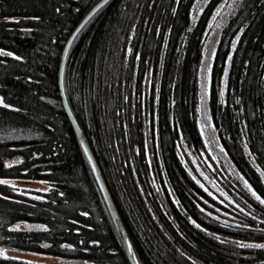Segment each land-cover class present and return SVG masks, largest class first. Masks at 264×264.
<instances>
[{
  "label": "trees",
  "instance_id": "obj_1",
  "mask_svg": "<svg viewBox=\"0 0 264 264\" xmlns=\"http://www.w3.org/2000/svg\"><path fill=\"white\" fill-rule=\"evenodd\" d=\"M98 1L0 0V245L131 264L58 91L63 48ZM224 1L208 0L194 19L196 0H108L64 58L71 112L139 264H264V0L238 1L214 51L209 110L241 176L217 166L226 201L192 162L206 151L204 41ZM1 178L51 186L30 191ZM29 220L45 227H15ZM0 264L44 263L0 256Z\"/></svg>",
  "mask_w": 264,
  "mask_h": 264
},
{
  "label": "rangeland",
  "instance_id": "obj_2",
  "mask_svg": "<svg viewBox=\"0 0 264 264\" xmlns=\"http://www.w3.org/2000/svg\"><path fill=\"white\" fill-rule=\"evenodd\" d=\"M239 0H225L214 11L208 25L207 37L204 41V49L202 62L200 64L199 73V92L200 101L198 106V127L200 128L206 146L200 158L193 157L195 175L203 183V185L213 194L218 200L224 202L228 199V195L223 188V183L220 176H217L218 168H226L235 176H240L238 171L233 166L227 153L225 152L220 142L216 127L214 126L208 100H209V85L210 73L213 62V57L216 51L218 39L220 36L222 25L227 21V18L233 11ZM208 0H196L193 11L194 19L199 16ZM0 103L5 104L6 101L0 93ZM12 161H8L11 163ZM2 181L8 182L21 189L47 191L50 184L40 179H25V178H1ZM249 186V185H248ZM250 188V186H249ZM33 193V192H32ZM38 195V194H36ZM17 228H42L45 224L40 222L21 221L15 224ZM0 256L19 258L30 262H38L44 264H91L87 261L79 259H69L58 255L47 253L15 249L0 245Z\"/></svg>",
  "mask_w": 264,
  "mask_h": 264
},
{
  "label": "water",
  "instance_id": "obj_3",
  "mask_svg": "<svg viewBox=\"0 0 264 264\" xmlns=\"http://www.w3.org/2000/svg\"><path fill=\"white\" fill-rule=\"evenodd\" d=\"M108 0H99L96 4L93 5V7L85 14L83 15L82 19L78 22V24L75 26V28L73 29V31L71 32L70 36L68 37V40L63 48V51H62V55H61V60H60V66H59V74H58V79H59V90L60 91V96H61V99L63 101V104H64V107H65V110L71 120V123L74 127V130L79 138V140L81 141L80 143H82L85 151L87 152L93 166H94V169L96 171L95 174H97V177L99 179V182H100V185L102 187V190H103V195H105V198L107 200V203L109 205V208L111 210V213H112V216L114 218V221L116 223L115 226H117V229H118V232H119V235H120V238L122 240V243H123V247L125 248V251L127 253V257L129 258L131 264H139L138 261H137V258H136V255H135V252H134V249H133V246H132V243L130 241V238L126 231V228L123 224V221L118 213V210L116 208V205H114V201L110 195V192L107 188V185L105 184V181L102 177V174H101V171H100V168L98 166V163L94 157V154L92 153V150L90 148V145L82 131V129L80 128L73 112H71V107L69 105V102L67 101V97H66V94H65V91H64V83H63V71H64V62H65V57H66V53H67V49L73 39V37L75 36V34L78 32V30L84 25V23L92 16L94 15V13L101 7L104 5V3H106Z\"/></svg>",
  "mask_w": 264,
  "mask_h": 264
},
{
  "label": "snow or ice",
  "instance_id": "obj_4",
  "mask_svg": "<svg viewBox=\"0 0 264 264\" xmlns=\"http://www.w3.org/2000/svg\"><path fill=\"white\" fill-rule=\"evenodd\" d=\"M9 55L11 54L9 53ZM253 195H255V193H253ZM257 199H259V197H257ZM261 203H264V200H261Z\"/></svg>",
  "mask_w": 264,
  "mask_h": 264
},
{
  "label": "bare ground",
  "instance_id": "obj_5",
  "mask_svg": "<svg viewBox=\"0 0 264 264\" xmlns=\"http://www.w3.org/2000/svg\"><path fill=\"white\" fill-rule=\"evenodd\" d=\"M109 206V205H108ZM110 209V208H109ZM111 211V210H110Z\"/></svg>",
  "mask_w": 264,
  "mask_h": 264
}]
</instances>
